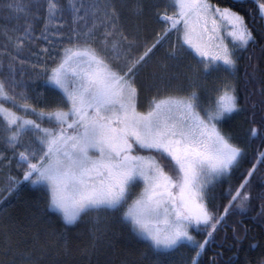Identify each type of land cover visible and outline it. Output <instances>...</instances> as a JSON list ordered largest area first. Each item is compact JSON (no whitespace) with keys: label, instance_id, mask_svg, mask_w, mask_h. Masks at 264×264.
I'll return each instance as SVG.
<instances>
[{"label":"snow or ice","instance_id":"obj_1","mask_svg":"<svg viewBox=\"0 0 264 264\" xmlns=\"http://www.w3.org/2000/svg\"><path fill=\"white\" fill-rule=\"evenodd\" d=\"M254 2L249 11L264 21V0ZM4 7L23 23L4 26L0 45V64L7 62L0 170H9L0 197L31 184L65 225L92 212L99 224L100 213H111L157 254L154 264L189 245L188 264H199L230 212L250 210L251 177L264 163L260 150L226 190L223 211L211 204V188L245 153L223 125L243 111L237 68L258 43L246 17L219 0H7ZM147 21L158 25L150 34ZM150 61L152 91L142 104L138 78ZM37 78L43 91L33 95ZM248 132L264 134V116ZM258 214L264 218V192ZM0 255L7 257L0 264H41L43 253L6 235Z\"/></svg>","mask_w":264,"mask_h":264},{"label":"trees","instance_id":"obj_2","mask_svg":"<svg viewBox=\"0 0 264 264\" xmlns=\"http://www.w3.org/2000/svg\"><path fill=\"white\" fill-rule=\"evenodd\" d=\"M219 2L222 6H232L240 11L258 39L256 45H249L248 51L241 55L237 68L243 111L233 114L223 125L245 148L244 155L231 175L220 178L210 190L211 204L223 211V205L228 199V187L239 184L251 164L257 162L258 152L264 150V140L261 139L264 134L252 136L248 132L250 126L253 123L259 124L264 116V53L260 49V45L264 44V33L261 32L264 21L249 11L257 7L254 0ZM6 3L7 0H0V45L5 42L2 35L4 26H15L18 17L20 23H23V15L4 7ZM124 16L127 24L136 23V18L127 9L124 10ZM251 18L255 21L252 22ZM147 24L149 34L153 28L158 27L155 21H147ZM248 55L252 56L251 61L246 59ZM152 64L150 61L138 78L141 81L142 104L152 91L146 86ZM253 65L256 72L254 78L251 76ZM39 85L43 89V80L36 83L37 88ZM35 90L38 93V89ZM45 95L50 99V94ZM4 172L2 176L7 178L9 171ZM10 174H17L14 164ZM5 184L6 181L1 178L0 188ZM249 190L252 194L250 210L234 208L230 212L198 257L199 264H261L264 261V218L258 214L264 192V163H258ZM89 216L73 225H65L56 213L46 207L42 191L25 183L14 194L0 197V252L7 235L20 248L34 247L38 254L42 252L41 264H154L157 260V254L146 248L145 243L130 233L113 214L100 216L99 224L94 223ZM194 234L198 239H203L206 233L197 230ZM86 247L88 253L84 251ZM169 254L160 257L164 264H188L192 249L189 245ZM6 259L0 255V260Z\"/></svg>","mask_w":264,"mask_h":264},{"label":"rangeland","instance_id":"obj_3","mask_svg":"<svg viewBox=\"0 0 264 264\" xmlns=\"http://www.w3.org/2000/svg\"><path fill=\"white\" fill-rule=\"evenodd\" d=\"M33 51H38V50H33ZM26 55H27V54H26ZM31 59H32L33 61H35L36 57L33 56V57H31ZM6 64H7L6 61H4L3 64H0V72H4V71H6ZM25 68H26V70H27L28 72H31L30 65H26ZM41 80H42V78H37V79L35 80V83H34V84H32V82L29 81V83L32 84V87H33V95H36V93H37V90H35V88L38 89V93L41 92V91H43V89H42V87H41L40 85H39L40 87L38 86L39 88L36 87V83H37L38 81H41ZM25 139H27V136L25 137ZM7 170H8V169L0 170V180H1V178H2L3 180L6 181V177L2 176V174H3L4 171L7 172ZM8 171H9V170H8ZM4 174H5V172H4ZM89 214H90L89 217H91V219L93 220V222L96 223L94 218L97 216V213L92 212V213H88V214L85 215V216H88ZM99 215H100V216H105L106 213H100ZM85 216H84V217H85ZM87 218H88V217H87ZM88 219H89V218H88ZM178 251H179V249H178ZM167 255H170V254H167ZM167 255H166V256H167Z\"/></svg>","mask_w":264,"mask_h":264},{"label":"flooded vegetation","instance_id":"obj_4","mask_svg":"<svg viewBox=\"0 0 264 264\" xmlns=\"http://www.w3.org/2000/svg\"><path fill=\"white\" fill-rule=\"evenodd\" d=\"M251 21L253 22V21H255V19L254 18H251Z\"/></svg>","mask_w":264,"mask_h":264}]
</instances>
